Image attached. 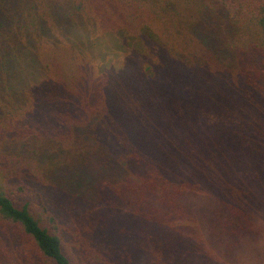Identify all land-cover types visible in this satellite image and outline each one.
I'll return each instance as SVG.
<instances>
[{
    "label": "trees",
    "instance_id": "obj_1",
    "mask_svg": "<svg viewBox=\"0 0 264 264\" xmlns=\"http://www.w3.org/2000/svg\"><path fill=\"white\" fill-rule=\"evenodd\" d=\"M263 243L264 0H0V264H251Z\"/></svg>",
    "mask_w": 264,
    "mask_h": 264
},
{
    "label": "rangeland",
    "instance_id": "obj_2",
    "mask_svg": "<svg viewBox=\"0 0 264 264\" xmlns=\"http://www.w3.org/2000/svg\"><path fill=\"white\" fill-rule=\"evenodd\" d=\"M114 45L115 42L111 44L112 48L110 47L111 48L110 51L107 52L106 54V61L110 63L109 69L116 68L115 66L123 65V62L125 61V57L128 56V53H125L126 50L121 48L119 49L114 48ZM32 188L35 190L33 192L35 193L41 192L44 195H46L48 199H52L54 203H56L57 205V209L55 208L56 210L65 213L64 210H66L67 212V210L71 208L67 206V204L63 200H61V197H58V191L52 188H47L46 186H40L37 183H34ZM13 196L16 199L17 204L24 203L26 202V200H36V196H30V194L28 195L25 192H21V191H15ZM260 253H261V258H260L261 260H252L249 262H251V264H264V243L261 246ZM242 263H245V261H243ZM139 264H147V263L139 262Z\"/></svg>",
    "mask_w": 264,
    "mask_h": 264
}]
</instances>
